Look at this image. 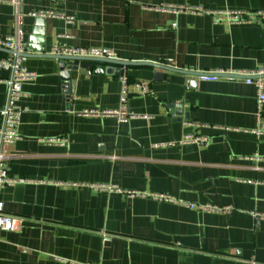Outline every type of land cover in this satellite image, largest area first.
I'll return each instance as SVG.
<instances>
[{
  "label": "crops",
  "instance_id": "obj_1",
  "mask_svg": "<svg viewBox=\"0 0 264 264\" xmlns=\"http://www.w3.org/2000/svg\"><path fill=\"white\" fill-rule=\"evenodd\" d=\"M166 3L264 9V0H0V37L18 33L29 54L23 65L37 74L22 85L19 138L0 142V168L27 179L0 190L3 212L21 219L13 231L0 229V264H264V217L255 216L264 215V135L250 132L256 127L252 85L79 61L67 88L61 61L42 56L59 43L107 47L116 59L168 62L198 73L264 65V24L213 23L203 14L152 9ZM40 9L73 21L28 15ZM10 74L0 69V80ZM121 74L148 88L128 97L137 117L84 115L117 108ZM7 90L0 81V110ZM186 134L208 143H177ZM56 137L67 143L40 141ZM84 183L164 192L178 202L128 198ZM185 203L231 211L203 212Z\"/></svg>",
  "mask_w": 264,
  "mask_h": 264
},
{
  "label": "built area",
  "instance_id": "obj_2",
  "mask_svg": "<svg viewBox=\"0 0 264 264\" xmlns=\"http://www.w3.org/2000/svg\"><path fill=\"white\" fill-rule=\"evenodd\" d=\"M155 11L171 12L174 14L190 13V14H203L211 17L213 23L228 24H247L259 23L264 24V9H220L214 10L203 7L201 5L189 4H173L166 3L152 7ZM32 17L40 18H59L71 23L72 16L53 10H36L28 13ZM0 47L9 50H16L17 52L26 53V45L18 33L0 37ZM49 54L54 55H67L76 57H99L107 59H116L115 52L107 47H80L69 46L59 43H54L50 48ZM24 57L7 55L0 57V69L10 71V76L3 81L7 85V98L4 107L0 110L2 116V125L0 126V142L14 143L19 138V124L21 119L22 108L19 105V99L23 96L22 85L28 81L36 78L37 74L34 71L28 70L24 65ZM226 74V75H224ZM227 79L235 81L240 78L247 85H252L255 90V112L256 127L250 129V132L256 136L264 135V65L256 71H232L227 72L223 70L209 71L198 76V79L203 81H217L219 79ZM120 80V93L118 106L115 109H90L83 111L84 115L88 116H101V117H115L119 122H127L137 116L132 113L127 105L129 95L132 93L146 94L148 88L143 81H132L126 74H121ZM40 141L65 145L67 139L64 138H47L40 139ZM177 143H194L198 145H206L208 139L205 136L197 134H186ZM173 144V143H169ZM164 145V144H163ZM1 156V155H0ZM258 158V157H257ZM27 179L21 177H12L7 174L4 168H0V190L6 186H13L17 183L27 182ZM31 182V181H29ZM88 187L96 191H105L109 193H118L128 198H151L161 202H178L173 196L164 192H147L143 190H125L113 183H84ZM188 207H196L203 212H220L227 214L231 211L230 206L217 207L213 204H200L193 205L187 204ZM256 217L262 218L263 214H255ZM20 218L5 214L3 212V203L0 201V229L13 231L20 223Z\"/></svg>",
  "mask_w": 264,
  "mask_h": 264
},
{
  "label": "water",
  "instance_id": "obj_3",
  "mask_svg": "<svg viewBox=\"0 0 264 264\" xmlns=\"http://www.w3.org/2000/svg\"><path fill=\"white\" fill-rule=\"evenodd\" d=\"M0 52H4L7 54H10L12 56H22L24 58L28 57L29 54L25 53V52H17L16 50H9V49H4L0 47ZM42 56H49L51 58H55L60 60L61 62L59 63V68L61 70V76L63 78V80L65 81V85H67V88L69 86V73L70 70H75L78 67V64L80 65L79 61H96V62H101V63H108V64H118V65H123V66H127V65H148L151 67H155L157 69H162L163 71H177V72H181L187 75H191V76H201L203 75V73H198V72H192V71H188V70H183V69H176V68H172L169 67L168 62H165L163 64L161 63H150V62H132V61H126V60H120V59H107V58H99V57H76V56H67V55H54V54H47V55H43ZM84 67L87 68L88 70L91 69V64H84ZM96 72H102L101 69H96ZM155 77H162V73L156 71L154 73ZM226 75V74H224ZM192 85H194V83H191ZM67 93H69L68 89L66 91ZM185 120H188V113L185 110Z\"/></svg>",
  "mask_w": 264,
  "mask_h": 264
}]
</instances>
